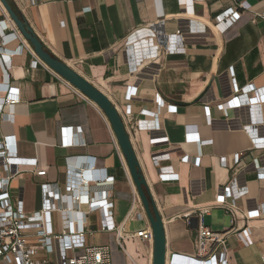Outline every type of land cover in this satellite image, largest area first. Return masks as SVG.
Returning <instances> with one entry per match:
<instances>
[{"label":"crops","instance_id":"crops-1","mask_svg":"<svg viewBox=\"0 0 264 264\" xmlns=\"http://www.w3.org/2000/svg\"><path fill=\"white\" fill-rule=\"evenodd\" d=\"M245 1L250 7L240 9L238 20L220 32L214 17L238 7L233 0H9L45 48L104 91L121 113L163 217L167 264L183 263L173 253L196 252L195 212L211 204L205 223L220 232L235 229L226 239L230 264H245L240 257L244 247L264 249V146L255 143L264 138V102L229 103L238 88L251 84L255 88L242 95L244 102L264 95V0ZM9 19L0 1V20ZM9 27L6 34L12 37L5 44L8 57L0 61V85L9 78L20 101L13 119L0 116V140L6 138L10 155L23 160L9 183L13 200L22 199L29 214L39 211L41 184L55 182L64 190L83 162L81 171L96 186V199L110 183V219L124 228V248L116 231L100 229L102 210L81 204L68 208L67 218L77 224L79 214L87 212L86 228L93 232L87 242L109 244L112 264H153V241L129 235L151 225L108 117L49 66H34L32 45L14 23ZM159 97L166 104L161 128L141 127L138 120L151 119L143 110H156ZM65 138L77 142L64 144ZM159 151L169 155L158 166L152 155ZM160 166L172 168L176 177L162 179ZM41 169L45 175L37 174ZM5 175L0 167V177ZM230 182L235 192L245 187L246 193L218 204ZM255 210L259 214L247 217ZM51 219L60 233L63 213L53 211ZM243 228L254 239L252 245L238 237ZM30 233L29 242L37 244L36 231ZM58 245L52 253L40 247L39 257L57 264Z\"/></svg>","mask_w":264,"mask_h":264},{"label":"built area","instance_id":"built-area-1","mask_svg":"<svg viewBox=\"0 0 264 264\" xmlns=\"http://www.w3.org/2000/svg\"><path fill=\"white\" fill-rule=\"evenodd\" d=\"M238 7H229L224 11L218 13L213 20L214 27L222 32L232 26L241 14L240 9H247L250 4L245 0H233ZM33 3L36 0H32ZM11 26L12 19L8 22ZM5 20H0V34L2 36V43L0 44V61L4 62L3 57L7 59L5 44L11 40L12 33L6 34L9 29V24ZM15 24V23H14ZM11 36V37H10ZM25 45L18 47V52L22 50ZM35 54V59L32 64L36 66L39 62H43L38 55ZM44 63V62H43ZM45 64V63H44ZM65 82L69 83L65 79ZM4 85H0V90L5 91V96L0 97V116L4 119H13V108L16 103L20 101L19 97L12 94L14 86L8 78ZM70 84V83H69ZM255 86L238 88L237 94L229 101L233 106H240L244 103H251L252 105L258 102H264V95L250 97L246 102L242 99V95L254 90ZM80 92V91H79ZM83 94V93H81ZM83 96H85L83 94ZM85 98L89 99L87 96ZM165 101L159 97L157 100V109L153 111L143 110L142 114L150 116L151 119H140L138 124L141 127L148 129L161 128L159 117L160 111L165 106ZM66 131L64 130V134ZM193 137H189V140ZM256 140V139H255ZM64 144L76 143V140H63ZM8 142L6 138L0 140V167L4 170L6 175L0 177V264H50L48 258L39 257V248L42 247L47 253L55 251V243L58 245V260L57 264H112L113 256L112 249L109 244L91 245L87 242V236L93 234L92 231L86 228V213L81 212L80 222L77 224L67 218L66 213L68 210L81 204H87L90 210H102L105 217V222L101 226L102 231H116V240L121 248H124L122 239L124 238L123 226H115L110 219L112 202L108 200V188L110 183L105 182L103 186V197L96 199L95 185L91 180L83 175L81 169L83 162H80L77 171V178L71 179L66 183L64 190L58 183H42L41 189L43 194L42 208L29 214L25 210L24 201L22 199L13 200L10 191L9 183L12 176L18 173L17 164L23 160L10 155L7 149ZM256 145L264 146V138L256 140ZM169 151H159L153 153L152 157L155 162L160 165L161 159L167 157ZM237 159L239 158L236 156ZM186 161H189V156H184ZM221 161L226 163V158L222 157ZM27 162V161H26ZM30 163L35 161L30 160ZM46 169L37 171L38 175H45ZM70 171H72L70 169ZM75 172V171H74ZM160 176L164 180H169L176 177L172 168L160 166ZM264 177V173L261 174ZM106 177V176H105ZM96 179V177H95ZM112 185V184H111ZM245 187L241 188L238 192L234 191L233 182L224 186V190L218 195L216 202L218 204L226 203V198L229 196L239 197L246 193ZM214 204L205 205L195 212L197 215V234L195 238L196 252L193 255H180L173 253L172 256L183 258L182 264H230L229 250L226 245V239L229 232L235 229H230L227 232H220L213 230L205 223L204 216L209 213ZM233 205H230L232 209ZM69 208V209H68ZM53 211H60L64 215L63 230L56 233L52 226L51 213ZM65 213V214H64ZM259 214V211H251L247 217H253ZM36 231L38 243L33 244L29 242L31 231ZM235 232V231H234ZM132 237H140L142 240L153 241L152 227L149 229H142L136 233L129 234ZM238 237L244 245H252L254 239L249 233L248 228H243L238 232ZM74 252L70 254V252ZM261 264H264V251L261 256ZM168 260V256H167Z\"/></svg>","mask_w":264,"mask_h":264},{"label":"water","instance_id":"water-1","mask_svg":"<svg viewBox=\"0 0 264 264\" xmlns=\"http://www.w3.org/2000/svg\"><path fill=\"white\" fill-rule=\"evenodd\" d=\"M0 1L23 37L30 42L38 57L58 75L96 103L108 117L120 143L132 179L152 227L154 246L153 264H167V238L163 217L151 196L147 179L142 172L140 161L121 113L104 91L70 64L64 62L45 48L43 42L28 21L12 7L9 0Z\"/></svg>","mask_w":264,"mask_h":264},{"label":"rangeland","instance_id":"rangeland-1","mask_svg":"<svg viewBox=\"0 0 264 264\" xmlns=\"http://www.w3.org/2000/svg\"><path fill=\"white\" fill-rule=\"evenodd\" d=\"M263 251L264 249L260 245L254 244L244 247L240 252V257L245 264H259L261 263V254Z\"/></svg>","mask_w":264,"mask_h":264},{"label":"trees","instance_id":"trees-1","mask_svg":"<svg viewBox=\"0 0 264 264\" xmlns=\"http://www.w3.org/2000/svg\"><path fill=\"white\" fill-rule=\"evenodd\" d=\"M11 4V3H10ZM12 5V4H11ZM12 7L15 9V7L12 5ZM16 10V9H15ZM17 11V10H16ZM18 12V11H17Z\"/></svg>","mask_w":264,"mask_h":264}]
</instances>
